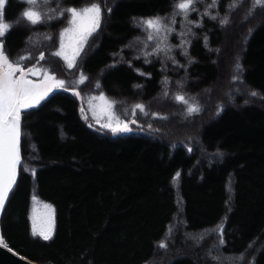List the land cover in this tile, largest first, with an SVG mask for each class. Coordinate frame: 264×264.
Instances as JSON below:
<instances>
[{"label": "trees", "instance_id": "1", "mask_svg": "<svg viewBox=\"0 0 264 264\" xmlns=\"http://www.w3.org/2000/svg\"><path fill=\"white\" fill-rule=\"evenodd\" d=\"M84 1L39 0L43 22L6 33L10 57L36 31V56L49 55L70 19L65 10ZM111 2L102 3L100 26L78 59L87 77L79 90L103 91L126 120L145 105L149 115L136 117L157 135L90 128L68 89L24 111L23 161L0 217L7 245L47 264H264V6L196 0L185 18L177 0ZM7 6L10 22L29 8L24 0ZM157 16L173 29L163 43L164 33L149 41L141 24ZM158 44L170 51L145 55ZM177 93L201 110L187 115ZM33 196L54 208L48 241L32 235ZM178 226L196 246H183L178 232V247L161 248Z\"/></svg>", "mask_w": 264, "mask_h": 264}, {"label": "snow or ice", "instance_id": "2", "mask_svg": "<svg viewBox=\"0 0 264 264\" xmlns=\"http://www.w3.org/2000/svg\"><path fill=\"white\" fill-rule=\"evenodd\" d=\"M6 0H0V38L13 27L6 22H3V8ZM30 7L26 9L21 19L28 21L30 24L35 25L43 22V15L36 9L39 0H24ZM196 0H177L175 5L179 13H182L185 18L190 11L193 10V5ZM217 0H212L213 6ZM254 6H264V0H253ZM237 4L233 0L232 7L235 8ZM69 16V26L63 29L60 36L59 49L53 53L54 56L61 58L65 61L68 68H73L76 65L77 58L80 55L87 39L99 28L102 9L97 3H92L81 9L69 8L65 10ZM64 13H61L63 15ZM215 19V17H212ZM228 20L225 18L221 21L222 24H227ZM142 27L148 32L147 39L152 41L161 37V43L167 40V34L173 31L163 22L162 18L157 16L141 21ZM170 51L165 45L158 44L153 52L145 53V55H156L160 52ZM29 56H22L19 60L13 62L9 60L4 52L3 40L0 39V212L4 209L7 197L15 184L17 176V168L20 164V136H21V117L22 112L29 108L37 107L39 103L46 98L48 93L53 88H65V81L57 79L54 74H51L49 69H37L36 67L24 69L21 61L30 59ZM39 60H44V54L41 53ZM240 65L237 64V70ZM42 73L43 80L36 83L28 79V75H36L37 72ZM19 73L17 76L16 74ZM87 77L80 74L79 83H83ZM235 79V77H234ZM52 81V84H48ZM167 83V81H165ZM98 86V85H97ZM79 95L78 92L75 93ZM167 95V93H165ZM252 96L257 93L252 92ZM93 100L102 102V112L107 117V121L101 126L109 129L112 133L128 132L131 131V124H136V115L139 112L142 115H149L146 106L143 104H135L131 110L130 120H121L114 112L115 101H110L101 94L99 97H93ZM176 103L182 104L185 107L187 115L198 113L201 108L195 98L186 97L183 94L177 93L174 97ZM153 118L167 119L159 113H151ZM97 123L100 120L97 119ZM151 127V126H149ZM179 179V173L173 178L174 181ZM35 199V197L33 198ZM49 210L48 218L37 225L35 216L32 220V235L39 236L45 241L52 238L54 231V210L50 205H44ZM221 235V243H223L222 235L223 228H219ZM161 248H166L167 244L161 242ZM0 247L8 248L5 238L0 234ZM11 251V249L9 248Z\"/></svg>", "mask_w": 264, "mask_h": 264}, {"label": "rangeland", "instance_id": "3", "mask_svg": "<svg viewBox=\"0 0 264 264\" xmlns=\"http://www.w3.org/2000/svg\"><path fill=\"white\" fill-rule=\"evenodd\" d=\"M7 1L8 0H6L5 6H4L3 10H2V12H3V22H6V23H8L10 25H13V26L23 25V26L28 27V25H29L28 23L29 22L26 21V20H22L21 19V15H19L17 18H14L15 21L11 20V21H14V22H10V21H8L6 19V16H5L6 7H8L7 6ZM104 1H105V4L106 3L112 4L111 1H113V0H85L82 5H80L78 7H73V8L81 9V8H83L85 6H88V5L92 4V3H97L100 6H103L102 3ZM101 18H102V15H101ZM100 23H101V21H100ZM68 26H69V21L64 26L61 27V29L59 31V34H60V32L63 29H65ZM227 33L228 34L231 33L230 30ZM42 35H43V33L40 34L37 31L35 32V34L33 36L30 35V38L28 39V41L25 44V47L21 51L17 52V54H15L14 56H11V57H10L8 49H7L6 45H5V36H3L0 39L3 40L4 52L8 56L9 60L15 62V61L19 60V58L22 57V56H29V57H31L30 59H26V60L21 61V63H22V65H23L25 70H27L28 68H33V67H36L37 69H49V70H51V74H54L57 79L64 80L65 81V88H53L48 93V95L51 92H55V91H62L63 92V91L68 89V91H70L79 100L81 116H82L83 120L88 124V126L90 128H93L95 130H99L100 132H103V133H106V134H111L113 136H116V135H119V134H123V133H130V132L147 133V134H152V136L153 135H157V132H152V128L153 127L149 128L147 122L141 123L140 117L139 118L136 117L137 123L136 124H131L130 125L131 131H128V132H119V133H115L114 134L109 129L103 128L101 125L107 121V117L103 114V112L101 110L102 109V102L99 101V100H93L92 98L93 97H99L101 94H103L105 97H107L108 100H110V101H112V100L109 98V96L107 94H105L101 90H96V89L92 88V89H90V91H88L86 93L83 92V90H79L81 85L84 84L85 82L79 83L81 72L79 71V68H78V63H79L78 59H79L80 55L82 54V52H84L86 44H87V41H86L82 51L80 52L79 57L77 58L75 67L70 69V68L67 67V65H66L64 60H62L61 58L56 57V56L53 55V53L59 49V43H60V36L59 35H58V39L55 40V43L53 42V40H52V42L49 43V45L53 46L50 49V54L48 55V54L43 53L45 59L44 60H39L38 59L41 53L36 56L38 50H35L34 48H35V46L40 45V40H41V36ZM225 38L227 39V35H225ZM226 39H225V41H226ZM33 59H36L35 62L33 64L29 65L28 63H30V61H32ZM54 63H58L60 65V67L57 64L54 65ZM69 72H72L73 74L68 76ZM16 75L18 76L19 73H17ZM27 78L32 80V81H34V82H36V83H40L43 80V75H42V73H40L38 71L36 73V75L29 74ZM52 83H53L52 81H48V84H52ZM74 87H77V88H74ZM76 92H78L79 95H76L75 94ZM224 92H226V93H224V95L226 97L230 96L229 95L230 92L228 90H226V91L224 90ZM207 97H208V92H207ZM113 110H114L115 114L118 116V114L115 111V106H114ZM23 112H22V114H23ZM128 114H130V110H126L125 113H124L125 116H128ZM120 118H121V120H126L122 116ZM97 119L100 120V123H97ZM21 121H22V117H21ZM153 129H155V128H153ZM179 131H181V130L180 129H176V130H170V131H166V132H167V135L173 136L174 133H177ZM22 157H23V155H22ZM34 197H35V199H32V206H31V212H30L31 230H32V220H33L34 216H35V219H36V222H37L38 226L42 222L47 220L48 214H49V210L46 209L44 207V205H50L51 208L54 210V208H53V206L51 204L47 203L46 201L40 200L37 196H33V198ZM53 220H54V226H55L54 212H53ZM54 232L55 231H53V233ZM178 232L184 234L183 238L181 240V243H182L183 246L188 245L187 247H191L190 244L196 246V244H195V238L196 237H194V234L185 233V230L183 229L182 226H178L177 230H176V227H173V229L171 230L170 234L168 235V240L169 241L162 240L161 242H165L167 244V247H170V244L174 245V246L176 245V247H178L179 246L178 243L175 244V239H176V235H177ZM0 234H3L1 232V227H0ZM37 237H39V236H37ZM161 242H160V244H161ZM184 250H186L185 252H187V253H192V251L187 249V248L184 249ZM179 253H181V252H179ZM41 259L36 260V262H38L40 264H47V262L45 260V257L43 258L44 260H41Z\"/></svg>", "mask_w": 264, "mask_h": 264}, {"label": "water", "instance_id": "4", "mask_svg": "<svg viewBox=\"0 0 264 264\" xmlns=\"http://www.w3.org/2000/svg\"><path fill=\"white\" fill-rule=\"evenodd\" d=\"M21 136H22V122H21ZM21 136H20V164L18 165V168H17V176H16V181H15V184L14 186L12 187L8 197H7V200H6V203H5V206L7 204V201L9 200L11 194L13 193V190L18 182V178H19V170H20V165L22 163V160H23V157H22V146H21ZM4 206V208H5ZM4 211V209L2 210V212ZM0 212V215L1 213ZM9 248L11 249V251L9 250ZM0 264H40L24 255H21L20 253H18L16 250H14L13 248H11L10 246L8 248H4V247H0Z\"/></svg>", "mask_w": 264, "mask_h": 264}]
</instances>
